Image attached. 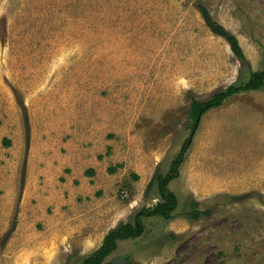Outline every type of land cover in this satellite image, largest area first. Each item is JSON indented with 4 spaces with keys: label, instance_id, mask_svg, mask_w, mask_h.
<instances>
[{
    "label": "rangeland",
    "instance_id": "obj_1",
    "mask_svg": "<svg viewBox=\"0 0 264 264\" xmlns=\"http://www.w3.org/2000/svg\"><path fill=\"white\" fill-rule=\"evenodd\" d=\"M263 68L264 0H0V264H82L159 201L146 156L165 174L189 135L172 218L143 219L105 264H264V89L194 131L187 115Z\"/></svg>",
    "mask_w": 264,
    "mask_h": 264
},
{
    "label": "trees",
    "instance_id": "obj_2",
    "mask_svg": "<svg viewBox=\"0 0 264 264\" xmlns=\"http://www.w3.org/2000/svg\"><path fill=\"white\" fill-rule=\"evenodd\" d=\"M197 9L201 14L207 29L212 34L223 39L229 46L232 54L238 60L243 61L244 55L236 37L213 20L209 12L203 6H198ZM260 89H264V68L261 71L252 72L247 82L242 85H230L216 92L204 101L192 99L187 112L188 118L191 121V131L196 129L202 115L212 109L221 107L230 97L243 92L257 91ZM191 140L192 135H189V137L182 142L178 153L169 165L168 171L165 174H162L156 170L148 184L146 191H148L153 182H156L159 201L151 208L140 209L133 216L132 223H123L110 230L104 236L100 247L86 257L82 264H105L106 258L116 251L118 242L136 239L143 234V219L158 217L167 221L172 218V214L177 207V198L174 193L169 190L168 186L171 181L179 177V170L190 148ZM3 141H5V145H9V142L6 140ZM107 171L112 173V171L114 172L115 170L114 168H108ZM133 177L137 179V176Z\"/></svg>",
    "mask_w": 264,
    "mask_h": 264
},
{
    "label": "crops",
    "instance_id": "obj_3",
    "mask_svg": "<svg viewBox=\"0 0 264 264\" xmlns=\"http://www.w3.org/2000/svg\"><path fill=\"white\" fill-rule=\"evenodd\" d=\"M7 138H3L2 139V141L3 140H6ZM4 147H7V146H5V145H3ZM157 151V150H156ZM154 152V154L153 155H147L146 157L149 159V168H148V170H146V172L143 174V175H145V176H148V178H147V180H151V178L149 179V177L151 176V174H153V171H154V169H155V167H156V165H157V162H156V154H157V152ZM78 161H79V163L81 162V163H83L84 162V160H85V156H84V153H82L81 152V154L79 155V157H78ZM123 161H125V164H124V166L125 167H128V162H126V160H125V158L123 159ZM101 162H105V163H107L106 161H97L94 157H92V159L90 160V164H89V166L90 167H92V168H94L95 169V182H97L98 183V180L99 181H101L102 180V174L100 173V171H101V169L103 168V164H101L100 165V163ZM54 165V162L52 161L51 162V166H53ZM60 165V164H59ZM69 165H71V164H67V166H69ZM76 168H74V167H71V175H69V177H67L66 178V182H65V185H69L70 184V177L71 178H80V179H83V178H81L82 176H83V174L86 172V170H82V171H80L81 170V168L80 167H78V166H75ZM96 167H99V171H97V169H96ZM181 168V167H180ZM137 169H139V168H137ZM76 171L75 173H73V171ZM108 170V167H106V172H108L107 171ZM141 170V169H140ZM85 171V172H84ZM94 171V170H93ZM180 171V170H179ZM136 175L137 176H139L140 178L143 176L140 172H139V170H136ZM109 174V173H108ZM111 174V173H110ZM113 174V173H112ZM154 175V174H153ZM98 177V180L96 181V178ZM100 178V179H99ZM96 183V184H97ZM132 205L133 204H131L129 207L130 208H132Z\"/></svg>",
    "mask_w": 264,
    "mask_h": 264
},
{
    "label": "water",
    "instance_id": "obj_4",
    "mask_svg": "<svg viewBox=\"0 0 264 264\" xmlns=\"http://www.w3.org/2000/svg\"><path fill=\"white\" fill-rule=\"evenodd\" d=\"M125 260L123 258H115L112 261V264H120V263H124Z\"/></svg>",
    "mask_w": 264,
    "mask_h": 264
}]
</instances>
